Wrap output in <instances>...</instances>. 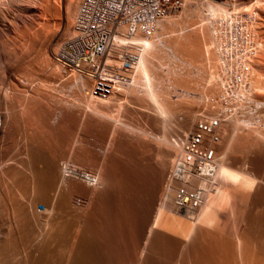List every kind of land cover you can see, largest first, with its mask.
<instances>
[{
	"label": "rangeland",
	"instance_id": "1",
	"mask_svg": "<svg viewBox=\"0 0 264 264\" xmlns=\"http://www.w3.org/2000/svg\"><path fill=\"white\" fill-rule=\"evenodd\" d=\"M4 1L10 2L9 0H7V1L4 0ZM50 2H52L53 4L55 3V7H57V9H59L58 14L60 17L58 15L57 16L51 15V17L45 16L44 18L43 17L37 18V16L34 17L35 16L34 11L30 10V12H26L23 9L14 8L12 6L10 7V5L8 7V11L5 10V17L3 18V20H2V17H0V55H1V57L3 56L2 58H4V55H5L6 65H7V69H8V70L5 69L7 71L4 74L0 70V73H1L0 74V89H1V86H3V82H5V80H6V82H5L6 84L4 83V86L2 87L3 90L1 89V91H3V93L6 90L9 92V88H11V87H14V86H15V88L18 87V85L16 84L17 80H16V78H14L15 77V71L12 68L13 64H11V63H13V61H15V58H14L15 55L14 54L18 53V54H23V56L25 55V56L29 57V56H31V54L33 52L32 50L30 51L29 49L25 50V47H23L22 45H25V44L26 45H29V44L32 45L33 43H35L34 41H36V45L33 44V46H35V47H32V48L38 49V45L40 46V44H42L46 49L48 48L47 50L46 49L45 50L47 52H49L48 54H50V56H52L51 55L52 49L53 50L56 49V46L59 43H61L64 39H66L68 36L71 35L72 26L74 25V21L76 18L75 14H77V12H78L76 9H78L80 0H50ZM236 3H238V4L240 3L239 5L242 8V9H240L241 12H247L251 8V10H250L251 13H253L252 11L254 10V13L260 14V15L259 14L257 15L258 17L260 16L259 17L260 22L258 24V27L260 29L259 31L261 32L260 35L263 37V38L261 37V39L264 40V11L261 10L262 8L264 10V0H252V1L251 0H237ZM260 4H262V5H260ZM13 12H14V14H13ZM73 13H75V14H73ZM184 14H185V12L183 9L180 13H178L176 15H171L168 17L169 19H172L171 20L172 22H170V23H168V25H166L167 26L166 31H164L162 38L159 40V44L161 45V49L163 51H165L163 46L165 44H167L169 41H171L172 39H174L181 46V51H182L181 53L184 56L190 57L191 60L199 67V69H202L203 71H211L212 67H216L219 70L218 63H216V64L213 63L214 65H212V63H210V61L213 59H210V61L206 60V59L215 57L214 48L212 45V41L210 39L211 36H208L210 30L209 31L207 30L208 34H204L206 31H203V26H202L201 22H199L197 19L194 20L195 19L194 17L192 19H188L184 16ZM27 15L30 17H28ZM44 19H46V20H44ZM47 19H49V20H47ZM8 20L10 22L11 21L12 22L10 23ZM174 20H177V21L175 22ZM48 21L49 22L51 21V23H49V25H45L44 23H47ZM261 22H262V24H261ZM44 25L46 27H44ZM35 29L37 30V32ZM16 32H18V33H16ZM17 34H20V35H17ZM4 35H5V37H3ZM31 35H34V36H31ZM14 36H16V37H14ZM18 36H20V37H18ZM48 36H49V38H48ZM43 37H46L47 39L43 38ZM7 39H9V40H7ZM32 39L33 40L35 39L33 41V43H31ZM19 40L21 42H19ZM5 41L6 42L12 41V42L6 43ZM210 41H211V43H210ZM4 42H5V45H7V47L4 45ZM18 42H19V44H18ZM1 43H3V44L1 45ZM3 45H4V47H3ZM49 48H50V50H49ZM263 52L261 53L262 57L261 56H260L261 58L259 57V61L261 59V67L263 68V70H261L262 68L260 67L261 68L260 71L256 72V74H255L256 84L259 86H262V87H264V72H263L264 71V63H263V60H264L263 54L264 53ZM7 56L9 57V59ZM1 57H0V59H1ZM214 59H216V57ZM151 61L154 63V66L156 67L153 70L154 77L157 78V80H158V81H155V85H158L161 87L162 84H165V80L169 79V73H170L169 70L171 69L170 64H169V62L165 56V53L162 51L161 52H154L152 55ZM215 62H218V61L215 60ZM123 63H124L123 66L126 67L125 66L126 62L123 61ZM4 67H5V65H4ZM0 68H2L1 65H0ZM190 72H191L190 74L192 75V76L190 75L191 80H189V81L187 80L189 78L187 75V74H189V71H188V73L186 71L187 76L186 75L185 76H186V78L188 77L187 79H185V76H182L188 82L185 84V86L188 89L187 90L185 89L186 91H184V92H182L181 90H177V92L175 94H171L170 92H168V94L165 95V98L163 96L164 99H162V106H160V107L157 105L151 106L150 100L141 91L135 92V94L129 95V93H125L121 90H118V88H116L114 95L111 97V99L104 100V101H106L104 103L100 102V100L97 101L98 103H101V107H102V109H100L99 112H101V110H103L101 112V114L104 116H99V118H97V116H93L92 113H87L88 118L85 117L86 118L85 119L84 117L81 116L82 118H84V120L82 119L83 122L81 119H79L80 118L79 117L78 119L80 120L81 123L79 122L80 123L79 124L76 121L73 123V125L75 126V128L78 129V131H77V129H72L71 126H73L72 125L73 120L76 119L74 117H76V115L79 114L77 112L81 111V107L76 106V104H78L76 102L77 101L79 102V100L83 99L82 98L83 92L78 90L80 92L79 94L81 95V97H80L75 88H72V89L68 88L66 90V87H68V85L70 84V80L67 79L66 77L65 78L64 77H56L55 78L56 85H55V93H54L55 98H54V102H53L55 115H57L56 117H57V120H59V124H62L64 122L63 120L64 119L66 120V118L61 117V114H60V113H62L61 109L63 107H66L67 105L71 104V106L69 107V110L71 109V111H68V113H70V118H73V119L71 121L69 118H67L68 121H71L70 122L71 125L69 124L68 121H65L63 123L62 128H63V130L66 128V131L70 130V132L68 131L69 133H67L66 131H64V132H66L68 136H71L72 139H69V141H67L66 139L68 137L66 138V136H67L66 133H61V131H58V130H55L57 133L52 131V135H51L52 138L50 136L49 137L42 136V137L37 138V139L40 142H44L46 147H52V148L55 147L54 151H56V153H57L56 156H59V159L57 160V164H59L60 161L68 158L67 157L68 155H69V157H71V155L77 151H78L77 154L79 155V157H80V154H81V156L84 157L85 155H87L89 153V155H87V156L91 157L90 156V154H91L92 155L91 159L88 158L87 156L84 157V160H81V159H83L82 157H81V159L79 157H78L79 159H75V157H76V153H75L74 154L75 157H73L74 155L71 157L74 160V161L73 160L72 161L77 162L79 165L87 167L88 169H92V171H94V172H97V170L99 169L98 167H100V169L103 168L102 171H104V173L106 175V176H104V174H103V176H104V178L107 177V178H105L106 181H108V180L111 181L109 177L110 176L114 177V174L116 175V173L119 176H120V174H123L126 177L125 180L136 181V182H131L132 185H136L138 187H145V188L147 187L148 189H151L153 191V193L150 192V193H146V194H139L137 196L147 197L148 201H149V198L152 197L154 200L153 213H154V216H157L155 213L157 212L156 211L157 209L159 212V208H160L161 202L163 200L162 198L164 197V196L162 197V195L164 194L163 192L166 191L164 189L167 188V190H168V187L170 184V180L168 177H170L169 174L171 173L172 163L171 164L167 163V161L170 162L171 158L172 159L176 158L178 151L176 152L174 150V148L173 149L168 148L167 144H165L163 142L162 143L158 142L157 140H154V138L157 139L158 136H160L159 138H161L163 135H165L166 137L163 136L162 138H164V139L167 138L168 140L166 139V141H169L170 137H174L177 132L178 133L181 132L180 134L182 136H180V134H178V136L180 137V138L178 137L179 141L182 138L181 141L179 142V145H178V148H179V146L181 145V142L183 140V134L185 132L189 131L190 129H192L194 127V125L200 120V118L203 115L212 114L211 112H213V110H215L216 108H218L215 110L217 112L222 111L225 113V111H227V109L225 108L223 103L219 102L218 95L215 94L217 92V88L221 87L222 84L215 83L214 85H211L212 83L209 84V82L207 83V81L204 80L205 76L203 78H200V76H198L197 70L191 69ZM11 73H13L14 75L12 76ZM259 73H262V74H259ZM2 75H4V76L6 75V76L3 78ZM261 75H262V77H261ZM8 76H9V78H8ZM183 78H182V80H183ZM7 80H9V82ZM161 80H163V81H161ZM257 80H258V82H257ZM10 82H12V83H10ZM161 82H164V83H161ZM9 83H10V85H9ZM13 83H15V84H13ZM181 83H182V81H181ZM183 83H182V85H183ZM188 84H189V87H188ZM215 86L217 88H215ZM4 88H5V91H4ZM182 88L184 89V86ZM18 89H19V87H18ZM90 89H91V87L89 88V91H90ZM220 92H222L221 88H220ZM202 94L203 95H205V94H209V95L212 94L213 95L214 94V99L217 100L215 102H218L217 103L218 106H216V104L214 103V99H211L212 96L209 98L213 102L208 101V99L206 100L205 97L199 98L200 95H202ZM0 95H1V92H0ZM90 96H91V94H90ZM259 96H260V98H259ZM73 97L77 99L76 102H75ZM72 98L74 100V103H73ZM258 98H259L258 100H261V92H260V94H258ZM0 100H1L0 104L3 103L2 98H0ZM93 100L96 101V99H93ZM257 102H259V101H257ZM102 103H103V105H102ZM210 103H212L215 107L212 104L210 105ZM104 104L106 105V107L104 106ZM4 107H5V105L0 106V128L1 127L3 128V129L1 128L3 130V133L0 134V189L2 188L0 190V196H1L0 201L5 202L4 204L7 205V207L5 206V208H7V209L3 208L4 204L2 203L1 204L2 208H0V213H2L1 212V209H2V211L4 210L3 213L5 211L6 212L8 211L7 213H9L12 216V213L8 209L9 208L8 205H10V202H12V201L23 202L24 199L22 197L20 198L19 197L20 195H18L17 192L14 194V189L12 188V185H11L12 183L8 180V178L11 176L12 172L24 173L26 171V173H28V170H26L24 167H22V163L25 161V155L23 154V149H24V146H23V144H24L23 133L24 132L23 131H24V128H22V122L19 121L18 118L16 119L15 117L12 118V117L4 116L5 115ZM143 107L145 109H143ZM161 107L164 109H162ZM207 107H209V108H207ZM162 113H168V114H173V115L168 120L164 121L163 120L164 118H162L160 115ZM213 113H216V112H213ZM262 114L263 115L260 116L261 117V124L264 125V120H263L264 118L262 119V117H264V113H262ZM72 115H74V116H72ZM128 115H130V116H128ZM212 115H215V114H212ZM78 116H80V114ZM63 117H67V116L63 115ZM68 117H69V115H68ZM110 118H112V119H110ZM54 119H55V117H54ZM89 119H90V121H92V120L97 121L96 123H99L102 126V128L103 127L105 128V130L103 129L104 130L103 131L102 128L100 127V125L96 124L94 122L103 131V132H101L102 134L100 137L98 136L100 134L98 132L99 130L98 131L95 130V131H97V132H95V134L97 133V135H93V133H94L93 129L89 130V131H93V132H89L86 129H83L84 127L81 128V124H83L84 122H87V124H88V122H90V121H87ZM115 119H118L119 121L121 120L120 122L122 123V126L129 127V128H126L129 130L122 129L121 123L118 124L115 121ZM60 121H63V122H60ZM75 123H78L79 127H76ZM92 123H93V121L91 123H89V125H90L89 129L95 126V124L93 123L94 124L93 125ZM250 123H252V122H250V120L245 121V122H244V120H242V122H241L240 119L237 121L231 119V120H227L224 122V124H223V137H222L221 143L219 144L217 159H218L219 163H220V161H221V163L226 162V164L229 167H233V169L238 168V170L242 171L244 174L249 175L251 178H253L256 181L254 188L251 191H240V192L236 191L237 192L236 196L238 195L239 198L244 197V199L241 198L242 199L241 200V199H237V198L235 199L234 198L236 203L233 202L234 205H233L232 211H224V212L220 213L217 217V221L215 224L210 225L209 227H208V225H201V227L199 226L198 229L196 230V231L201 230L202 232H204L203 235H205V232L215 233V232H219L222 230L224 232L223 234H225V237H224V235H222L221 239L223 241L226 240L225 244L226 245L228 244L227 246L232 247L231 249L233 250L235 257L233 256L234 258H232V257H230V258H232V261L234 259L237 264H240L242 261H244V263H241V264H245V263L247 264V262L250 264H251V262H252V264H260L261 262L264 263V257L261 256V255H264V253L263 254L261 253V250H262L261 249V247H262L261 242H263V244H264V238H263L264 236L262 237L263 239L261 238V235L262 234L264 235V222H262V221H264V220H262V218L264 219V216H263L264 215V149H263L264 148V132L261 133V129H260L261 125H258V123L257 124L254 123L255 125L252 124L254 126V128L255 127L256 128L253 129V127H252L249 130L248 125L251 126ZM5 124H7V125H5ZM67 124H69V125H67ZM18 125H21V126H18ZM66 125H67V127H66ZM68 126L70 129L68 128ZM98 127L96 128V126H95L94 129H98ZM262 127H264V126H262ZM12 128H13V130H12ZM171 128H173V129L171 130ZM80 129H82V130H80ZM131 129L132 130L134 129L133 132H131ZM79 130H80V132H79ZM253 130L254 131L256 130V131L253 132ZM126 131H128L129 133L128 132L126 133ZM134 131L136 134L134 133ZM249 131H251V132H249ZM77 132H78V135H77ZM152 132H153V134H152ZM173 132H175V134ZM53 133H56V134H54V137H53ZM60 133L63 135L65 134L66 136L65 135L64 136L66 139L61 137ZM71 133H73V136L76 135L77 139L75 138L76 136L73 138L72 135H69ZM130 133H132V134H130ZM168 133L171 136L167 135ZM253 134H256V135L252 136ZM78 138L83 139L81 144H80V142L79 143L74 142V139H75V141H77ZM63 139L65 140V142L67 141L66 143H68L72 140L73 142L71 141L70 142L71 144L69 143L71 146H66L67 144L64 143V141L62 142ZM58 141H59V144H61L60 142L65 144V147H64V145L62 147L58 146ZM66 147H68V148H66ZM71 147H73V148H71ZM122 147L124 148V150H126V152L123 151V152L119 153L118 150L121 149ZM127 148H128V150H127ZM70 149H72L71 150L72 152L70 151ZM73 149H75V150H73ZM83 149L85 151H83ZM58 150H60L62 152L60 153ZM73 151H74V153H73ZM82 151L85 153L87 152V154L83 155ZM129 151H131V152H129ZM155 151H156V153H155ZM69 152H71V153H69ZM12 153L14 155H12ZM104 154H105V156H104ZM157 155H159V156H157ZM167 156H169L168 157V158H170L169 160L166 159ZM92 158H94V159H92ZM99 159H100V161H98ZM87 160L89 162H86ZM172 161H174V160H172ZM98 162H100V163H98ZM41 166L42 165H40V167ZM40 167H39V165L36 166L38 171L41 170ZM129 176L133 177V178L131 180H129ZM113 177L111 179H113ZM4 181H9V185H4ZM109 181L107 183L104 181V183L107 184V185L106 184H104V185L108 188H109V186H108ZM119 183H121V182H119ZM78 184L80 186L85 187L84 185H82L80 183H78ZM123 184L129 185V182H127L126 184L125 183H123ZM123 184H119V185H123ZM119 185L117 187H119ZM105 186L103 188H106ZM8 187H9V189H7ZM122 188H124L123 189V191H124L126 186H124ZM122 188H121V191H122ZM229 188L231 189L232 187H229ZM104 191H105V189H104ZM121 191H119V192H121ZM107 192H108V190H107ZM103 193H105V192H103ZM133 193L135 194V192H133V191L131 194L129 193L130 196L134 197V195H132ZM247 194H249V195H247ZM124 196H125V194H124ZM48 198L49 199H47L45 201H43V200L36 201L32 205V207L29 209V215H30L29 217L32 220V226H33L34 230L37 231L39 228H36V227H38V226H40V227L42 226L41 227V229H42L43 226L46 225L47 223H48V225H46V226H48V228H49V223H51V221H53V220H55V221H53V223L56 222L59 224H61L62 222L64 223L65 221H67V219H68V221H71V222L76 221V219L73 217H71V218L64 217L63 218L61 216H57V209H56V207H57L56 203L57 202H55L53 200L54 195L49 193ZM6 199H7V202H9L8 204L5 201ZM9 199L11 201H9ZM2 200H4V201H2ZM42 201H43V203H42ZM39 202H40V204H39ZM52 204L56 205V207L52 206ZM159 204H160V206H159ZM235 204L237 207L235 206ZM44 205H46L45 207L49 210L48 212H44V207H43ZM33 207H35V208H33ZM37 207H38V209H37ZM51 207H52V209H51ZM238 207L241 210H239ZM171 208L175 211L173 205H171ZM104 209H105V207H104ZM52 210H54L53 211L54 213L52 212ZM37 211H38V213H37ZM158 212H157V214H158ZM5 213L2 214V216L0 214V233H4V234H0V243L1 244L4 242L5 238H7L6 235L9 236L8 230L12 229L11 227L13 225L11 223V220H10L11 217L6 216L9 214H5ZM49 213L53 214V215H50ZM33 214H34V216H33ZM31 215H32V217H31ZM40 216L41 217L44 216V217L41 218ZM7 217L8 218L10 217V218L8 219ZM56 218H57V220H56ZM45 219H48V221H46ZM58 219L60 221L61 220L62 221L59 222ZM1 220H3V222ZM186 221H188V220H186ZM36 223H37V225L35 226L34 224H36ZM42 223H43V225H42ZM152 223H153V221H152ZM188 223H189V221H188ZM172 225H173L172 223L169 225L165 224V226L163 224V225H161L162 227L160 225H159V227L157 226V228H160V230L157 228L154 229L155 233H153L154 236L152 235L153 239L155 240L156 236H158L160 234L163 237V240L165 241V242H163L164 248H163V251H162L163 253H162L160 259H157V257L155 256L154 261L158 262V264H161L159 262H162V264L163 263L165 264V262H171L174 264H176V263L177 264H179V263L180 264H185V263L193 264V261H195V256H194V254L190 253V251H189V248L191 247L190 246L191 240H190V242L187 243V240L184 239L185 235L184 234H183L184 236H182V234L180 235V233H179L180 230L177 229L173 225L176 229L175 230ZM206 226H207V228H206ZM217 228H218V230H215ZM152 229L153 228L151 227V229H149L148 233H150ZM172 229H174V230H172ZM234 230H236V233H234L235 232ZM74 233H75V231L73 230V232H71L70 235L72 234L73 236L72 235L71 236L75 237L76 233H75V235H74ZM148 233H146V234H148ZM38 234H40L41 240H39L35 246V250H34L35 257L37 259L41 260L42 263L58 264L60 262L59 264H63V263L66 264V261H67L66 259H67V255H68L67 253H69V249L66 248V246L64 245L65 241L59 243L60 239L59 240L56 239L57 245H55L56 244V243H54L55 241L52 244L49 242L47 243V241L45 243L46 236H49V235H47L48 233L44 234V240L41 237V233L37 232V235ZM235 234L238 235V237H240V241L242 243L241 244L242 255L239 254V256H238V253L236 251L235 236H233ZM71 236H70V238L72 239ZM145 236H147V235H145ZM65 237L66 236L63 234V240ZM143 237H144V235H143ZM182 238H183V240H181ZM242 238H243V240H242ZM144 239L145 238H142L141 234H139V243L140 244H138V245H141V243L144 242ZM169 239H171V240H169ZM201 240H203V242H204V237H202V235H201ZM242 241H244V242H242ZM217 242L219 244V241H217ZM43 243H45V244H43ZM183 244L188 245V246L186 245V249H184L185 247ZM218 244H215V245L213 244V245H214V247L217 245V247L219 248ZM30 246H31V244L28 243L27 248L29 249ZM142 246H143V243H142ZM56 247H58V248H56ZM61 247H62V250H61ZM245 247H247L248 249ZM139 248H140V250L142 249L140 246H139ZM263 248H264V245H263ZM140 250H139L138 256L141 254ZM245 250H247V251H245ZM51 251H53V252H51ZM59 251H60V254H59ZM181 251H182V254H181ZM64 252H65V254H64ZM262 252H264V251L262 250ZM243 253H244V255H243ZM248 253L251 256L253 255L254 257L253 256L251 257ZM57 255H58V257H57ZM49 256L51 257V259ZM138 256H137V258H138ZM141 256H140V258H142ZM218 256H219V254H218ZM20 257H22V256H20ZM59 257H60V259H59ZM178 257H179V261H178ZM240 257L243 258L242 261H239ZM217 258L219 260V257H216L215 261H218ZM46 259H48V260L46 261ZM221 259H224V258L223 257L221 258V256H220L219 261H221ZM259 259L261 261H259ZM3 260L5 261V259L0 258V263L6 264L7 261H5V263H4ZM63 260H65V261H63ZM149 260L151 261V259H149ZM245 260H247V261L245 262ZM172 261H174V262H172ZM23 263L27 264L25 261ZM19 264H21V263H19ZM149 264H151V263H149Z\"/></svg>",
	"mask_w": 264,
	"mask_h": 264
},
{
	"label": "bare ground",
	"instance_id": "2",
	"mask_svg": "<svg viewBox=\"0 0 264 264\" xmlns=\"http://www.w3.org/2000/svg\"><path fill=\"white\" fill-rule=\"evenodd\" d=\"M9 1L10 2H5L4 0H0V17H2V20L5 17V10L8 11L9 5H10V7L12 6L14 8L23 9L26 12H30V10L31 11H34L35 12L34 13L35 14L34 17L37 16V18L38 17H43L44 18L45 16L46 17H48V16L51 17V15L52 16L53 15L54 16H57V15L59 16V14H58L59 9H57V7H55V3L53 4L52 2H50V0H9ZM236 2H237V0H235L234 3L237 4ZM262 4H260V5H262ZM240 7L241 6L238 5V8H240ZM183 9H184V12H185L184 16L186 18L192 19L194 17L195 18L194 20L197 19L199 22H201V24L203 26V31H206L204 34H208L207 32L210 30V28H209V26H210L209 20H210L211 17L213 18L216 15H225V13L228 12L226 6H223V5L219 4V3H215V2H212V1H209V0H186ZM76 10L78 11V9H76ZM250 10H251V8H250ZM250 10H248V11L250 12ZM261 10L264 11L263 8ZM248 11L246 13H248ZM252 12L254 13V10ZM13 14H14V12H13ZM73 14H75V13H73ZM254 14L257 16L259 13H254ZM76 15L77 14H75V16ZM28 17H30V16H28ZM44 20H46V19H44ZM47 20H49V19H47ZM171 20L172 19L164 18L163 20H161L160 22H158L156 24V26L154 27V29L149 34L139 33V34H137L135 36H132V37L131 36H126V34H124L122 36L116 37L114 39L111 47H110L109 54H108V56L106 58V63L108 65H110L115 70V72H117L119 75L123 76V80H115V79H113L114 82H115V87L118 88V90H121V91H123L125 93H129V95H132V94H135V92L141 91L150 100L151 106L152 105H157L159 107L162 106V99L165 98V95H167L168 92H170L171 94H175L177 92V90H181L182 92L186 91L188 88L185 86V84L188 83V82L185 79H187L188 77L190 78V75H191L190 74L191 73L190 71H191V69L197 70L198 76H200V78H203L205 76V79L204 80H206L207 83L209 82V84L212 83L211 85H214L215 83L222 84V82H223L222 75H221L220 71L216 67H212V70L211 71H203L202 69H199V67L191 60L190 57L184 56L181 53L182 52L181 51V46L174 39H172L171 41H169L167 44H165L163 46V48L165 49V51H163L161 49V45L159 44V40L162 38V35L164 34V31H166V27H167L166 25H168V23L172 22ZM174 21L176 22L177 20H174ZM49 23H51V21L50 22L48 21L47 23H44V24L45 25H49ZM261 24H262V22H261ZM45 25H44V27H46ZM36 32H37V30H36ZM16 33H18V32H16ZM17 35H20V34H17ZM31 36H34V35H31ZM208 36H210V31H209V35ZM3 37H5V35ZM14 37H16V36H14ZM18 37H20V36H18ZM43 38H46V37H43ZM48 38H49V36H48ZM7 40H9V39H7ZM34 40L32 39L31 40L32 41L31 43H33ZM261 41L264 44V40L261 39ZM5 42H4V45H5ZM11 42L12 41L6 42V43H11ZM19 42H21V41L19 40ZM19 42H18V44H19ZM34 42L35 43H33V44L36 45V41H34ZM210 43H211V41H210ZM2 44L3 43H1V45ZM33 44L32 45H30V44L29 45H26V44L25 45H22L23 47H25V50L26 49H29L30 51L31 50L33 51L32 54H31V56L28 57V56H25V55L23 56V54L15 53L14 54L15 55V57H14L15 58V61H13V63H11V64H13L12 68L15 71V77L14 78H16V80H17V83L16 84L18 85L19 89H18V87L15 88V86H14V87L9 88V92H8L7 90L5 91V88H4V91L5 92L3 93V91H1V89L4 86V83L6 82L5 79H4L5 82H3V86H1V89H0V92H1L0 98H2V100H3V103H1L0 106H4L5 105V107H4L5 115L4 116H6V117H12V118L15 117L16 119L18 118V119H21L22 120V128H24V131H23L24 132L23 133V135H24V144H23L24 149H23V154L25 155V161L22 163V167H24L26 170H28V173H26V171L24 173L12 172L11 176L8 178V180L12 183L11 185H12V188L14 189V194L17 192L18 195H20L19 197L20 198L22 197L25 201L23 200V202H17V201L10 202V205H8L9 206L8 209L12 213V216L9 213H7L8 211L7 212L5 211L6 213L4 212L5 214H9V215H6V216H10L11 217V218L10 217L9 218H10L11 223L13 225H12V227L10 226L12 229L8 230L9 236L6 235L7 238H5L6 237L5 236L4 237L5 238L4 242L2 244L0 243L1 244L0 245V258L5 259V261H7L6 264H16V263L17 264H19V263L22 264L24 261L27 264H47V263H42L41 260L37 259L35 257V255H34L35 246H36L37 242L39 240H41L40 239V234L37 235V232H40L41 233V237H42L43 240H44V234L45 233L46 234L48 233L47 235H49V236H46L45 243L47 241V243L49 242V243L52 244L55 241L54 243H56L55 245H57L56 239H58V240L60 239L59 240V243L65 241L64 242L65 243L64 245L66 246V248L69 249V253H67L68 255H67V259H66L67 260L66 261V264H87L88 262H85V261H87L86 260L87 255H85V251H86L85 248H87L88 245H90L91 243L94 242V240H96L95 239L96 236H97V232L96 231L98 230V227L100 225L101 219H103V210H105L106 207H107V206L104 205V200H105V197L107 198L106 195L109 192L110 188L106 187L104 184H106L109 181L108 180L109 178H110L111 181H113L114 177L113 176H110L107 179L108 181H106L105 178H107V177L104 178V176H106V175H105L104 171H102V169H103L102 167H101L102 169H100V167H98L99 169L98 170L96 169L97 172H94V171H92V169H88L87 167H84V166L79 165L77 162H73L74 160L71 157L75 153H76V157H75V155L73 157H75V159H79V158L81 159V157H82L83 159H81V160H84V157H86L87 155H89V153L87 154V152L86 153L83 152V151H85L84 149L82 151V154L83 155L84 154H87L84 157L81 156V154H80V157H79V155L77 154L78 151L75 152V153L73 151L74 154H72L71 157H69V155H68L67 156L68 158H66V159L63 158L64 160L60 161L59 164H57V160L59 159V156H56L57 153H56V151H54V148L55 147L54 148H52V147H46V145H45L44 142H40L37 139V138H40L42 136H44V137H49L50 136L51 137L52 130H50L46 134H43V132L42 133L41 132H36V130L33 129L35 127L34 126L35 123H33V122L35 120H39L40 121L42 119L40 116H43V117H45V119L47 120L48 123H51V122L54 123L53 120H54V117H55V111H54V103L53 102H54V98H55L54 97V93H55V85H56L55 78L56 77H64V78L66 77L67 79L70 80V84L68 85V87H66V90L68 88L69 89L75 88L76 91H77V93H78V95L80 97H81V95L79 94L80 93L79 91L83 92V95H82L83 96L82 97L83 99L79 100V102L77 101L76 98L73 97L74 100H75V102L77 101L76 103H78V104H76V106L81 107V111L80 112H77V113L80 114V116H78L79 115L78 114V115H76V117H74L77 120L76 119L73 120L72 125H73V123L75 121L79 123L80 122L79 119H81V120L83 119L84 120L85 117L88 118L87 113H92V115L93 116H97V118H99V116H104V115L101 114V112L103 110H101V112H99L100 109H102V107H101V103H98L97 101L100 100V102H103V103L106 102V101H104L103 99H97L93 95L90 96L91 89L93 87L92 86L93 85V79L90 76L85 75V74L78 73L77 71H68V70L63 69V67L59 63H57L50 56V54H48L49 52L46 51L48 48L46 49L42 44H40V46L42 45L41 47L38 45V49L37 48H32V47H35V46H33ZM4 45H3V47H4ZM212 45H213V41H212ZM5 46L7 47V45H5ZM49 50H50V48H49ZM161 51L165 53V56H166V58H167V60H168V62L170 64L171 69L169 70V72H170L169 73V79L168 80H165V84H162V86L160 87L158 85H155V81H158V80H157V78L154 77L153 70L156 67L154 66V63L151 61V58H152V55H153L154 52H161ZM263 51H264V45H262L261 53ZM124 54L137 56V61L134 64H131V66H129V67H124L123 66L124 65L123 61H125V60L123 58H121V57H123ZM0 57H1V55H0ZM2 57L0 59V65L2 66V68H0V70L4 74L8 69H7V65H6L5 55H4V58H2ZM214 58H209V59H206V60H209L210 61V59H213L214 61L211 60L210 63H212V65H214L213 63H215V64L218 63V62H215V60H217V59H214ZM8 59H9V57H8ZM255 62H256L255 63L256 65L254 67V70H255L254 73L256 74V72L260 71V69L262 68L261 67V59H260V61L258 59ZM263 63H264V60H263ZM4 65H5V67H4ZM5 69H7V70H5ZM261 70H263V68ZM186 71H187V73L189 71V74H187ZM262 73H259V74H262ZM11 74H12V76L14 75L13 73H11ZM186 74L188 75L187 78H186V76H187ZM2 76L4 78L6 75L5 76L2 75ZM182 76H185V79ZM261 77H262V75H261ZM8 78H9V76H8ZM182 78H183V80H182ZM189 78L187 79L188 81L191 80V78L190 79ZM7 81L9 82V80H7ZM161 81H163V80H161ZM181 81H182V83L185 81L183 83V85H182ZM12 82H10V83H12ZM257 82H258V80H257ZM10 83H9V85H10ZM161 83H164V82H161ZM13 84H15V83H13ZM181 86L182 87L184 86V89ZM90 87H91V89L89 91V88ZM188 87H189V84H188ZM250 88H251L250 94H251L252 98L253 99L255 98L256 101H259V102L261 101V105L264 106V87L259 86L257 84H255V85L253 84V86H251ZM260 92H261V100H258L260 98V96L258 98V94H260ZM163 96H164V98H163ZM203 97H205L206 100L208 99V101H209V99H210L209 97H211V99H214V94L213 95L212 94L211 95H209V94L203 95L202 94V95H200L199 98H203ZM73 98H72V100H73ZM93 99H96V101H94ZM74 100H73V103H74ZM215 101H217V100L214 99V103L216 104V106H218V104H217L218 102H215ZM103 103H102V105H103ZM105 104H104V106L106 107ZM70 106H71V104H69L66 107H63L61 109V112H62V113H60L61 114V117L62 118H66V120L65 119L63 120L62 119L64 122L65 121H68L67 118H69L71 121L73 119V118H70V113H68V111H71V109L69 110V107ZM207 108H209V107H207ZM143 109H145V108L143 107ZM162 109H164V108H162ZM216 109H218V108H216ZM215 110H213V112H216V113L211 112L212 110L210 112L213 113V114H217V111H215ZM227 111H225V113H227ZM225 113L223 112L222 114L225 115ZM63 115H65L67 117H63ZM68 115H69V117H68ZM160 115H161L162 118H164L163 120L165 121V120H168L173 114L162 113ZM72 116H74V115H72ZM81 116L84 117V118H82ZM128 116H130V115H128ZM261 116H262V114H261ZM263 118L264 117H262V119ZM45 119H42V120H45ZM110 119H112V118H110ZM118 119H115V121L118 124H120L121 123L120 122L121 120L119 121ZM83 120H82V122H83ZM63 121H60V122H63ZM71 121H68L69 124H70ZM87 121H90V119L87 120ZM92 121H93V123L94 122L95 123L97 122V121H94V120H92ZM92 121L88 122V124H87V122H84L83 124H81V128L84 127L83 129H86L87 131L93 129V131H94L93 135H97V133L95 134V132H97L99 130L98 132L100 134L98 136L100 137L101 134H102L101 132H103L105 130V128L104 127L102 128V126L99 123H96V124H99L100 125V127L102 128V130L104 129L102 131L98 127V125H96L94 123L95 126H96V128L98 127V129H94L95 126L92 127L94 125L92 123L93 124V125L91 124L92 125L91 126L92 128L89 129V127H90L89 123H91ZM36 122L39 123L38 121H36ZM43 122L45 123V121H43ZM241 122H242V120H241ZM244 122H245V120H244ZM63 123L62 124H59L58 125V128L56 127L57 128L56 130L61 131V133H66V132L69 133L70 130H67L66 131V128L65 127H64L65 129L63 130V128H62L63 127ZM78 123H75L76 127H79V124L81 122L79 124ZM55 124L56 123H54L53 126ZM69 124H67V125H69ZM250 124H251V126L248 125L249 130L252 127H253V129L256 128V127L254 128V126L252 125L254 123H250ZM5 125H7V124H5ZM35 125L38 126V124H35ZM39 125H40V123H39ZM41 125H43V124H41ZM67 125H66V127H67ZM18 126H21V125H18ZM45 126H46V124H45ZM121 126H122V123H121ZM262 126H264V125L261 124V126H260L261 133L264 132V129H263L264 127H262ZM123 127L124 126H122V129L129 128V127H124V128ZM1 128H0V134L3 133V130H2L3 128L2 129ZM38 128H39V126H38ZM46 128H49V127H46ZM68 128H69V126H68ZM71 128H72V126H71ZM75 129H77V128H75ZM172 129L173 128H171V130ZM12 130H13V128H12ZM80 130H82V129H80ZM80 130H79V132H80ZM95 130H97V131H95ZM126 130H129V129H126ZM133 130L131 129V132H133ZM38 131H39V129H38ZM41 131H42V127H41ZM64 131H66V132H64ZM77 131H78V129H77ZM93 131H89V132H93ZM255 131L253 130V132H255ZM53 132H56V131L53 130ZM127 132L128 131H126V133ZM175 132H173V133L175 134ZM249 132H251V131H249ZM56 133H53V137H54V134H56ZM61 133H60L61 137L65 138V136L67 135V133H66V135L64 134L65 136L63 134H61ZM134 133H135V131H134ZM180 133L177 132L174 137H170V140L169 141H166L167 138L166 139L162 138L163 136L166 137L165 135H163L161 138H159L160 136H158V138L157 139L154 138V140H157L158 142H161V143L163 142V143L167 144L168 148H172V149L174 148V150L176 152L177 151L179 152L178 145H179V142L182 139L181 138L180 141H179V138L180 137L178 136V134H180ZM130 134H132V133H130ZM152 134H153V132H152ZM256 134H253L252 136H254ZM69 135H72L73 136V133H71ZM77 135H78V132H77ZM167 135H170V134L168 133ZM75 136H73V138ZM180 136H182V135L180 134ZM66 138L65 139L67 141H69V139H72L71 136H68V135L66 136ZM75 138L77 139V136ZM59 141H58V146L62 147L64 145V147H65V144H63L62 142L64 141V143H66L67 141L65 142V140L63 139L62 142H60L61 144H59ZM82 141H83V139H80V138H78L77 141H75V139H74V142H76V143L77 142L78 143L80 142V144H81ZM70 142L66 143L67 144L66 146H71L70 145L71 144ZM66 148H68V147H66ZM71 148H73V147H71ZM121 149L118 150L119 153H121L123 151L126 152V150H124V148L122 150ZM71 150L72 149H70V151ZM73 150H75V149H73ZM127 150H128V148H127ZM58 151L60 153L62 152L60 150H58ZM71 152H69V153H71ZM129 152H131V151H129ZM155 153H156V151H155ZM12 155H14V154L12 153ZM90 156L92 157L91 154H90ZM104 156H105V154H104ZM157 156H159V155H157ZM87 157L91 159V157H89V156H87ZM168 157L169 156H167L166 159L169 160L170 158H168ZM92 159H94V158H92ZM172 160H174V161H172ZM175 160H176L175 158L174 159L171 158L170 159V162L167 161V160L166 161H167V163H170V164L172 163V166H173V164L175 163ZM98 161H100V159ZM86 162H89V161L87 160ZM98 163H100V162H98ZM37 165H39V167H40V165H42L40 167V169H41L40 171L37 170V168H36ZM218 167H219L218 175H219V178L221 179V185H220L217 193L214 194V195H212L208 199V201L206 202V204L201 208V210L199 211V213L196 215L195 218L188 217V216L184 215L183 213L179 212L175 208L173 199H174V190H175L176 184L173 182V180L171 179V177H168L169 180H170V184H169L168 190H167V188L164 189L167 192L165 191L166 193L165 192H163L164 194L162 193L163 194L162 197L163 196L164 197L162 198L163 200L161 202V206L159 204V206H160L159 212H158V209H157L156 211L158 212V214H157V212L155 213L157 216H154L153 217L151 215L153 217V219H152L153 223L150 224L152 226H150L149 229H151V227L153 229L151 230L150 233L147 232L149 235L145 233L144 234V237L142 236V238H145L144 239V242H142L143 243V246H142V243H141V245H139L142 248L141 249L142 251L139 248L141 254L138 256V258L135 260L136 262L133 263V264H149L150 263L149 262L150 261L149 259H150L151 254L152 253H155L157 255V251L156 250L153 251V249H151L152 242L154 241V243H162V244H164L163 242H165L163 240V237L160 234L158 236H156V239L155 240L153 239V236H154L153 233H155L154 229H156L157 226L159 227V225L161 226V225L164 224V226H165V224H168L169 225L171 223L177 229L180 230V232H179L180 235L181 234H182V236L185 235V238L184 237L183 238L187 240V243L190 242V240H191V245H190L191 247L189 248V251H190V253L194 254V256H195V261H193V264H237L234 259L232 261V258L235 257L234 256V253H233V250L231 249L232 247L227 246L228 244L227 245L225 244L226 240L223 241L221 239V236L222 235H224V237H225V234H223L224 232L221 229H220L221 231L215 232V233L205 232V235H203L204 232H202L201 230H199V231H196V230L198 229L199 226L201 227V225H208V227H209L210 225L215 224L216 221H217V217H218V215L220 213H222L224 211H232V208H233V205H234L233 202L236 203L235 199L236 198L237 199H241V198L244 199V197H240L239 198L238 195L236 196V193H237L236 191H238V192H240V191H251L254 188V186L256 184V181L253 178H251L249 175H246L242 171L238 170V168L237 169H235V168L233 169V167H229L226 164V162H224V163L223 162L221 163V161H220V163L218 162ZM171 169H172V167H171ZM103 174H104V176H103ZM170 174H169V176H170ZM112 177H113V179H111ZM9 181H4V185H9ZM104 181L106 183H104ZM77 182L80 183V184H82V185H84L85 187L80 186ZM117 184L118 185L119 184H123V182H121V183L118 182ZM127 185H124V184L123 185H119L118 190L121 191V188L124 187V186H127ZM104 186L106 188H103ZM229 187H232L233 189L232 188L230 189ZM7 189H9V187ZM104 189H105V191H104ZM106 189L108 190V192H107ZM123 189L124 188H122V191H123ZM122 191L120 192V194H122L124 196V194H125L124 192L125 191H123V192ZM150 191H151V189H150ZM103 192H105V193H103ZM49 193L52 194V195H54V199L53 200L55 202H57L56 203L57 204V207H56V205H53L52 204V206L56 207V209H57V216H61L63 218L64 217H66V218L73 217V218L76 219V221L75 222H71V221H68V219H67V221H65L64 223L62 222L61 224H59V223H56V222L53 223V221H55V220H53V221H51V223H49V228H48V226H46V225H48V223L46 222L47 224L44 225L42 229H41L42 226L41 227L40 226L36 227V228H39L36 231V230L33 229L32 220L29 217L30 216L29 215V209L32 207V205L36 201H40V200L45 201V200L49 199L48 198V194ZM117 195H118V193H117ZM132 195L135 196L134 193ZM247 195H249V194H247ZM121 197H120V199H121ZM130 197H133V196H130ZM2 201H4V200H2ZM5 201L7 202V199ZM9 201H11V200L9 199ZM43 201H42V203H43ZM2 203L4 204L5 202H1L0 201V208H2V206H1ZM8 203L9 202H7V204ZM39 204H40V202H39ZM171 205H173L175 211L171 208ZM5 206L7 207V205L4 204V207L3 208L4 209H7V208H5ZM45 206L46 205L43 206L44 207V212H48L49 210ZM235 206H236V204H235ZM104 207H105V209H104ZM33 208H35V207H33ZM37 209H38V207H37ZM51 209H52V207H51ZM239 210H241V209L239 208ZM3 211L1 209V212H2V213H0L1 216H2V214H4ZM53 211L54 210H52V212ZM125 211H126V209H125ZM37 213H38V211H37ZM50 215H53V214H50ZM33 216H34V214H33ZM31 217H32V215H31ZM43 217H41V218H43ZM105 219H106V217H105ZM45 220L48 221V219H45ZM56 220H57V218H56ZM186 220H188L189 223ZM262 220H264V219L262 218ZM1 221L3 222V220H1ZM61 221L59 220V222H61ZM262 222H264V221H262ZM43 223H42V225H43ZM34 225L36 226L37 223L34 224ZM101 225H103V224H101ZM175 227H174V229H175ZM206 228H207V226H206ZM157 229L160 230V228H157ZM174 229H172V230H174ZM73 230L76 233V235L74 233L75 237H72L73 236L72 234H71L72 236L70 235V233L73 232ZM215 230H218V228L215 229ZM234 231H235L234 233H236V230H234ZM115 232H117V231H115ZM0 234H4V233H0ZM63 234L66 236L64 238V240H63ZM145 235H147V236H145ZM201 235H202V237H204V242L205 243L203 242V240H201ZM70 236L72 237V239L70 238ZM233 236H235V240H236V251L238 253V256H239V254L242 255V252H241L242 251V248H241V244L242 243L240 241V237H238V235H236V234L233 235ZM263 236L264 235L262 234L261 235V238ZM183 238L181 240H183ZM169 240H171V239H169ZM242 240H243V238H242ZM217 241H219V244H218ZM242 242H244V241H242ZM28 243L31 244V246L29 247V249L27 248ZM45 243H43V244H45ZM261 243H262L261 244V246H262L261 249L264 251V248H263V245L264 244H263V242H261ZM213 244L214 245L215 244H218L219 245V248L217 247V245L214 247ZM186 245H184V247H185L184 249H186ZM58 247H56V248H58ZM99 248H102V247H100V245H99ZM245 248H247V247H245ZM61 250H62V247H61ZM139 250H138V254H139ZM262 250H261V253L263 254L264 252H262ZM53 251H51V252H53ZM245 251H247V250H245ZM65 252H64V254H65ZM100 252H99V254H100ZM59 254H60V251H59ZM181 254H182V251H181ZM218 254H219V256H218ZM243 255H244V253H243ZM20 256H22V257H20ZM140 256L142 258H140ZM220 256H221V258L222 257L224 258V259H221V261H219L220 260ZM261 256L264 257V255H261ZM57 257H58V255H57ZM216 257H219V260L217 258V260L219 262L218 261H215L216 260ZM230 257H232V258H230ZM241 257H240L239 261H242L243 260V258H241ZM48 259H46V261ZM50 259H51V257H50ZM59 259H60V257H59ZM5 261H4V263H5ZM63 261H65V260H63ZM93 261H94V259H93ZM178 261H179V257H178ZM246 261L247 260H245V262ZM259 261H261V260L259 259ZM172 262H174V261H172ZM159 263L162 264V262H159ZM241 263H244V261H242ZM261 263L264 264L263 262H261ZM53 264H55V263H53ZM165 264H174V263L165 262ZM185 264H187V263H185ZM247 264H250V263L247 262ZM251 264H252V262H251Z\"/></svg>",
	"mask_w": 264,
	"mask_h": 264
},
{
	"label": "built area",
	"instance_id": "3",
	"mask_svg": "<svg viewBox=\"0 0 264 264\" xmlns=\"http://www.w3.org/2000/svg\"><path fill=\"white\" fill-rule=\"evenodd\" d=\"M185 1L80 0L71 35L52 49L51 57L65 70L90 76L93 79L91 95L109 100L116 89L113 79L123 80V76L106 63L114 39L124 34L132 37L151 33L158 22L180 13ZM209 1L228 10L225 15L209 20L210 38L223 78L221 87L215 86V94L228 111L225 115L222 111L203 115L183 134L170 177L176 184L175 208L191 218L196 217L221 185L217 154L224 122L240 119L261 125L260 116L264 113V106L250 94V87L256 84L255 61L261 56L264 45L259 17L241 12L235 0ZM121 58L126 67L137 61L134 55L124 54Z\"/></svg>",
	"mask_w": 264,
	"mask_h": 264
},
{
	"label": "crops",
	"instance_id": "4",
	"mask_svg": "<svg viewBox=\"0 0 264 264\" xmlns=\"http://www.w3.org/2000/svg\"><path fill=\"white\" fill-rule=\"evenodd\" d=\"M56 116L57 115H55V119L53 120L54 123H56L55 124L56 126L55 125L53 126V124H54L53 122H51L52 124L48 123L47 120L45 119V117L40 116L42 119H45V120L41 119L40 120L41 122L39 120H35L33 123L38 124L39 128H38V126H36L34 124L35 127L33 126L34 127L33 129L36 130V132H41V133L43 132V134L48 133L50 130L55 131L59 125V120H57ZM19 121L22 122L21 119H19ZM36 121H38L40 123V125ZM43 121H45V123ZM41 124H43V125H41ZM45 124H46V126H45ZM41 127H42V131H41ZM44 127L45 128L49 127V128L45 129ZM38 129H39V131H38ZM72 129H75L74 125L72 126ZM125 178H126L125 175L120 174V176H119L116 173V175L114 174V180L109 181L110 185H108V186L110 188V190H109L110 192L106 195L107 198L105 197V200H104V204H105V206H107L106 208H108V209H105L103 211V219H101V221H100V225L101 224H103V225H101V226L99 225L98 230L96 231L97 236L95 239L97 241L94 240L93 243L88 245L87 246L88 249L85 248V250H86L85 255H87V258H86L87 261H85V262H88L87 264H133L135 262V260L137 259L138 250H139V245H138L139 244V234H141V236H143L145 233H147L149 231V228L151 226L150 224L152 223V219L154 217V213H153L154 200H153V198L150 197L149 201H148L147 197H139L137 195L146 194L147 192L153 193V191L152 190L150 191V189H148V188L138 187L136 185H132L131 182H136V181H128V180H125ZM132 178L133 177L129 176V180H131ZM118 182H123V183L129 182V185L126 186V188L124 190L126 197L123 196L122 194H120L118 187H117ZM132 190L135 192L134 197H130V195H129V193H132ZM117 193H118V195H117ZM120 197H121V199H120ZM125 209H126V211H125ZM105 217H106V219H105ZM115 231H117V232H115ZM99 245H100V247H102V248L104 247V248L103 249L99 248ZM151 245H152L151 249H153V251L156 250L157 255L155 253L151 254L152 258L150 257V259H151L150 263L152 264V262H153V264H158V262L154 261V257L156 256L157 259H160L161 255L163 253L162 251H163L164 246H162L163 245L162 243H154V241L152 242ZM99 252H100V254H99ZM92 258L94 259V261Z\"/></svg>",
	"mask_w": 264,
	"mask_h": 264
}]
</instances>
